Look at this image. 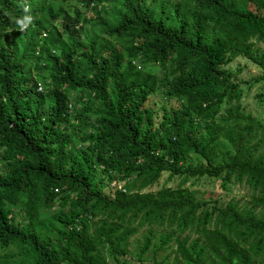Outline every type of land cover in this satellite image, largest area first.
I'll use <instances>...</instances> for the list:
<instances>
[{
  "label": "trees",
  "instance_id": "obj_1",
  "mask_svg": "<svg viewBox=\"0 0 264 264\" xmlns=\"http://www.w3.org/2000/svg\"><path fill=\"white\" fill-rule=\"evenodd\" d=\"M73 1L68 12L0 0V247H13L0 264H142L171 241L182 264H264V126L241 109L207 34L263 80L252 42H264V0ZM24 15L33 23L21 31ZM156 91L178 105L154 123L144 103ZM96 168L106 189L92 183ZM164 171L180 184L145 190ZM200 177L243 181L252 206L196 198L183 183ZM19 200L14 223L4 204ZM142 226L131 262L128 238ZM154 227H164L157 245Z\"/></svg>",
  "mask_w": 264,
  "mask_h": 264
},
{
  "label": "rangeland",
  "instance_id": "obj_2",
  "mask_svg": "<svg viewBox=\"0 0 264 264\" xmlns=\"http://www.w3.org/2000/svg\"><path fill=\"white\" fill-rule=\"evenodd\" d=\"M45 1L50 2L54 8L62 7L68 12H71L72 9H76L79 7V5L76 4L73 0ZM170 1L175 2L177 0ZM103 3L107 9L108 1L104 0ZM106 17L107 19H111L110 13L108 11L106 13ZM83 27L85 32L89 31L87 26ZM207 34L209 35V43L213 47L214 51L218 53V58L219 56L221 57V59L219 58V60L222 68L234 75L239 81L238 86L241 91L239 102L241 105V109L245 113H249L251 116L258 119L261 125L264 126V79L259 81H255L254 79V77L261 73V68L242 56L229 58L224 52L221 51L222 44L220 37L213 30L211 31V29L208 30ZM252 44L253 53L261 56L264 61V42L253 41ZM145 69L157 74L158 77L160 75V67L158 65H147ZM70 96L72 104L76 105V108L78 109L80 102L77 100V94L73 93ZM144 105L152 110L153 121L154 123H156L159 121L163 110L170 107H176L178 105V101L173 99H165L161 97L156 91L148 96ZM261 147H264V144ZM187 161L196 164L198 163V158L190 154L187 156ZM91 180L92 183L98 184L105 189L108 187V184H106V182L108 181L107 175L101 172V170L98 168L92 171ZM180 181V177L170 176L168 175L167 171H164L160 174L157 181L145 190L152 191L162 186L175 187L180 184ZM113 184V181H111L110 185ZM183 186L194 190L196 198H217L220 203L232 200L233 202L237 203L238 207L240 208L252 206L250 202L252 189L243 181L238 182L234 179H231L229 182L223 184L215 178L200 177L198 179H188L183 183ZM22 202V200H19L14 206H10L6 203L4 204L6 208L10 209L9 217L14 223H19V221L23 220V212L21 211ZM255 212L263 213L264 204L255 207ZM154 230L155 236L152 242L154 243V245H157L156 235L159 231H163L164 227H154ZM145 231V226L137 227L135 232L128 238V253L125 258L129 259L131 262L134 261L133 258L142 244L143 234L145 233ZM187 234L190 238L194 236V234L190 232H188ZM154 247L155 246L153 245L148 247V249L143 253L142 264H152L153 262L157 264H182L178 254L175 251V243L173 241L170 242L169 248L166 249L154 251ZM4 251L12 252L13 247L9 246L6 249L0 247V255Z\"/></svg>",
  "mask_w": 264,
  "mask_h": 264
},
{
  "label": "clouds",
  "instance_id": "obj_3",
  "mask_svg": "<svg viewBox=\"0 0 264 264\" xmlns=\"http://www.w3.org/2000/svg\"><path fill=\"white\" fill-rule=\"evenodd\" d=\"M22 7L25 13L30 11V5L24 4ZM16 23L21 31L26 30L28 26L33 23V17L31 15H24L21 19H18Z\"/></svg>",
  "mask_w": 264,
  "mask_h": 264
},
{
  "label": "built area",
  "instance_id": "obj_4",
  "mask_svg": "<svg viewBox=\"0 0 264 264\" xmlns=\"http://www.w3.org/2000/svg\"><path fill=\"white\" fill-rule=\"evenodd\" d=\"M41 35L43 36L44 33H41ZM36 90H38V91H41V90H42V89H41V86H40L39 83H36ZM113 183H114V182H113Z\"/></svg>",
  "mask_w": 264,
  "mask_h": 264
}]
</instances>
